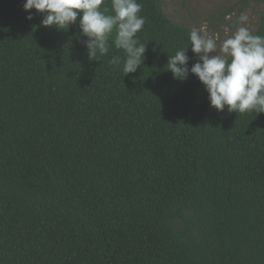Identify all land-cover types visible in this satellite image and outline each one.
<instances>
[{"label": "trees", "instance_id": "obj_1", "mask_svg": "<svg viewBox=\"0 0 264 264\" xmlns=\"http://www.w3.org/2000/svg\"><path fill=\"white\" fill-rule=\"evenodd\" d=\"M23 2L0 0V264H264V113L173 78L190 30L137 0L145 59L123 75L79 17L43 27Z\"/></svg>", "mask_w": 264, "mask_h": 264}, {"label": "clouds", "instance_id": "obj_2", "mask_svg": "<svg viewBox=\"0 0 264 264\" xmlns=\"http://www.w3.org/2000/svg\"><path fill=\"white\" fill-rule=\"evenodd\" d=\"M24 0L22 9L42 16L41 26L67 30L76 24L86 39L83 44L87 57L99 60L109 53L110 47L123 52V59L113 56L109 64L123 72L135 73L145 59L146 44L136 37L145 19L139 15L137 0ZM238 27L219 45V34H208L206 26L194 27L188 34L190 43L174 55L168 56L167 68L177 81L189 74L197 77L208 94L209 106L218 112L255 111L264 113V36L253 34L246 26L248 15L241 13ZM197 57L188 67L187 50Z\"/></svg>", "mask_w": 264, "mask_h": 264}, {"label": "rangeland", "instance_id": "obj_3", "mask_svg": "<svg viewBox=\"0 0 264 264\" xmlns=\"http://www.w3.org/2000/svg\"><path fill=\"white\" fill-rule=\"evenodd\" d=\"M263 5L256 0H162L164 14L174 23L188 28L206 26L208 34H219V43L238 27L241 13L248 15L246 26L253 33L259 23Z\"/></svg>", "mask_w": 264, "mask_h": 264}]
</instances>
